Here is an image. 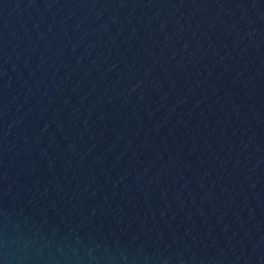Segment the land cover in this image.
I'll return each instance as SVG.
<instances>
[{"label":"water","instance_id":"water-1","mask_svg":"<svg viewBox=\"0 0 264 264\" xmlns=\"http://www.w3.org/2000/svg\"><path fill=\"white\" fill-rule=\"evenodd\" d=\"M0 264H264V29L0 0Z\"/></svg>","mask_w":264,"mask_h":264}]
</instances>
